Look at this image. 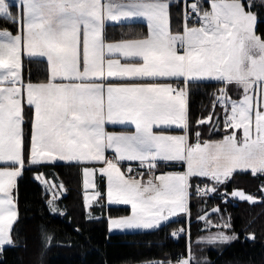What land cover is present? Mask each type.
I'll return each instance as SVG.
<instances>
[{
	"label": "snow or ice",
	"instance_id": "1",
	"mask_svg": "<svg viewBox=\"0 0 264 264\" xmlns=\"http://www.w3.org/2000/svg\"><path fill=\"white\" fill-rule=\"evenodd\" d=\"M173 4L182 11L178 30ZM253 7L251 0H0V19L16 27L0 30V252L14 245L17 179L33 166L84 165V186L92 189L97 172L106 176L108 201L131 206L130 215L109 218L110 230L159 229L172 217L190 215L193 188L197 195L218 193L237 170L264 176V36L257 34ZM139 18L146 33L129 28L118 41L108 37L107 24L132 25ZM25 56L46 62L45 80L25 81ZM205 81L221 87L193 128L191 87ZM108 125H134V131L108 132ZM203 125L227 131L220 140H203ZM125 161H138L147 180L143 171L140 178L130 175V166L122 171ZM161 164L184 170L157 175ZM193 178L212 186L201 188ZM229 195L255 202L241 190L222 199ZM100 196L99 190L86 194V204ZM48 205L60 211L55 198ZM200 219L211 224L207 215ZM222 220L216 227L230 230L231 218ZM41 232L50 246L52 236L44 226ZM206 239L224 243L237 236L221 230ZM178 264H198L190 246Z\"/></svg>",
	"mask_w": 264,
	"mask_h": 264
},
{
	"label": "trees",
	"instance_id": "2",
	"mask_svg": "<svg viewBox=\"0 0 264 264\" xmlns=\"http://www.w3.org/2000/svg\"><path fill=\"white\" fill-rule=\"evenodd\" d=\"M251 2L254 5L252 10L257 14V34L264 36V4H261V0ZM172 13L173 30H178L182 19L180 6L173 4ZM0 28L13 32L16 30L15 25L3 19H0ZM129 28L147 32V27L142 22L107 25L106 32L110 39L116 40L121 39ZM47 73L48 65L43 59H23L25 81H43ZM220 87L216 81H205L191 87L189 111L193 128H197L195 121L208 115L214 94ZM215 111L222 115L219 107ZM25 112L24 131L27 142L31 130V112L27 108ZM199 130L203 140L219 139L225 134L222 125L216 132H209L208 125L199 126ZM160 167L182 168L166 164H161ZM38 173L47 176L56 174L63 181L66 191L58 200L64 211L63 215L50 211L49 193L38 182ZM82 181V165L48 163L43 167L33 166L23 172L17 179L18 218L13 225L14 245L6 246L0 252V264H148L158 261L176 264V259L186 254V246L192 247L193 240L201 229V221L196 218L216 206L221 209V214L231 218L230 231L236 234L237 239L219 247H208L204 250V256H198V264H264V176L254 175L250 171H237L226 186L219 188L218 193H209L207 196L195 194L193 188L188 219L180 216L159 229L137 232L109 231V218L128 214V206L99 203L92 208L98 217H88L83 201ZM200 182L206 180L193 179L194 185ZM100 183L104 193V180ZM207 185L211 186V183ZM235 188L257 197L259 201H242L230 196L226 201L222 199L223 191L230 193ZM220 213H214L217 214L215 219L219 220ZM187 221L190 234L174 237L172 232L179 227L185 228ZM42 226L52 236L50 246H46L42 238Z\"/></svg>",
	"mask_w": 264,
	"mask_h": 264
},
{
	"label": "rangeland",
	"instance_id": "3",
	"mask_svg": "<svg viewBox=\"0 0 264 264\" xmlns=\"http://www.w3.org/2000/svg\"><path fill=\"white\" fill-rule=\"evenodd\" d=\"M253 12H254V14L257 16L256 12H255V11H253ZM232 98H233V99L238 98V93L233 92V93H232ZM226 131H227V130L223 131V133H225ZM237 134H238V135L241 134L239 130H238ZM208 140H210V139H208ZM166 172H168V171H166ZM161 173H162V172H158L157 175H159V174H161ZM36 176H37V174H36ZM105 179H106V196H105V200L108 201V199H107V178H106V176H105ZM37 180H38V182L41 184V186H43V188H44L47 192H49V199H48V201L51 200V199H53V198H55V203H56L57 207L60 209V211H59V212H56V213H54V214H56V215H63V214H64V211H63V209L59 206V203H58V199H59V197H60L62 194H64L65 191H66V187H65L63 181L60 179V177H59V179H47L44 175H42L41 179H37ZM45 181H47V184L45 183ZM94 181H95L96 186H97L96 189L85 188V186H84V177H83V189H84V200H83V201H84V205H85V203H86V199H85V198H86V194H87V195H91V194H92L94 191H96V190H99V191L101 192V194H103V191L101 190V183H100L101 181H100V179H97V178L94 176ZM60 184H63V188L58 187V185H60ZM48 185H52L53 187L50 188ZM209 187H211V186H209ZM234 190H241V191H244V190H242V189H240V188H235ZM234 190H233V191H234ZM244 192H245V191H244ZM224 193H225V192L223 191V194H224ZM230 193H231V192H230ZM245 193H246V194H249V193H247V192H245ZM250 195H251V194H250ZM254 197H255V196H254ZM231 198H234V197H231ZM236 198L239 199L238 197H236ZM97 199H99V197H98ZM97 201H98V200L93 201L92 204H99ZM255 201H259V199H258L257 197H255ZM107 204H108V205H118V206H128V207L130 208V212H129L128 214H124V215H120V216H127V215H130V214H131V206H130V205L115 204V203H111V202H109V201H108ZM48 206H49V205H48ZM216 208H217V206L211 208L210 210L206 211L205 213L202 212V213L199 215V217L196 218L197 220L201 221V225H202L200 231L197 232L198 234H197V236L195 237V239L193 240L192 247H190V252L192 251V252H191V255L194 256V258H195L196 261H197L198 256H201V255L204 256V250L207 249L208 247H219V245H222V244L228 243V242L221 243V242H219V241H217V242H215V243H210V242H208V240L206 239L207 237H209L210 235H212V234H214V233H216V232H218V231H221V230L226 231L227 234H229V235L232 234L231 231L228 230V229H222V228L216 227V225H221V224L223 223L222 218H223V219H227V218L229 217V216H226V217H225V215L221 214L220 212H216V211H214V209H216ZM49 209H50V208H49ZM52 213H53V212H52ZM214 213H220V215L218 216V217H219V220L215 219V216H217V214H214ZM205 215H207V218H208L209 221H211V224L206 225L205 221L202 220V219H200V217H203V216H205ZM87 216H88V217H95V216H98V215L95 214V213H93V211H92V212L89 211V212L87 213ZM120 216H116V217H120ZM180 216H185L187 219L189 218V215H188V214H180V215H178V216H176V217H172V218H170V220L176 219V218H178V217H180ZM113 218H115V217H113ZM108 228H109V231H110V232H137V231H149V230H153V229L110 230L109 221H108ZM180 228H183V227H179L178 229H180ZM184 229H186L187 231H186L185 233H181V234H186V235L190 234L189 221H187L186 226H185ZM181 234H180V235H181ZM229 242H230V241H229ZM159 262H160V261H159ZM148 264H153V262H150V263H148ZM172 264H173V263H172Z\"/></svg>",
	"mask_w": 264,
	"mask_h": 264
},
{
	"label": "crops",
	"instance_id": "4",
	"mask_svg": "<svg viewBox=\"0 0 264 264\" xmlns=\"http://www.w3.org/2000/svg\"><path fill=\"white\" fill-rule=\"evenodd\" d=\"M16 2L17 3H19V0H16ZM138 22H142V23H145V25H146V21H144L142 18H139L138 19ZM121 23L120 22H111V23H109V24H107V25H120ZM106 25V26H107ZM146 27H147V25H146ZM0 30H3L2 28H0ZM15 32V31H14ZM111 40H113V41H118V40H120V39H111ZM24 58H27V56H25ZM23 58V59H24ZM35 83V82H34ZM106 130L108 131V132H116V133H120V132H125V131H127V132H132V131H134V125H131V126H128V127H122V126H119V125H117V126H112V125H108V126H106ZM175 134H179V129H177V131H176V133ZM223 138V136L221 137V138H219V139H211V140H220V139H222ZM105 155L107 156V157H109V158H111L112 157V155H113V150H111V149H109V150H107L106 151V153H105ZM55 163H67V162H55ZM126 163H128V161H125V162H122L121 164H120V167H121V170L122 171H126L127 170V168H126ZM0 166H4L3 164H0ZM83 166L84 165H82V176L84 177V174H83ZM89 166H91V165H89ZM100 166H102V165H100V164H97L96 165V167L97 168H99ZM161 165H159L158 166V168H159V170L157 171V173L158 172H166V171H183L184 170V168L182 167V168H175V169H162L161 167H160ZM237 171H242V170H237ZM247 171H250V170H247ZM243 172H246V171H243ZM156 173V174H157ZM38 174H43V173H38ZM47 179H59V177L56 175V174H51L50 176H47V175H45V174H43ZM95 177L97 178V179H100V181L103 179L104 180V183H105V191H104V193L103 194H101V196L99 197V199H97L98 201V203H100V204H106V205H108L107 203H108V201L107 200H105V196H106V179H105V177H102L101 176V174H99V172H97L96 174H95ZM194 179V178H193ZM199 179H204V180H206V182L207 183H211L207 178H199ZM211 186H212V184H211ZM43 187V186H42ZM82 188H83V181H82ZM45 190V189H44ZM46 191V190H45ZM47 192V191H46ZM49 193V192H48ZM65 194V193H64ZM64 194H62L61 196H63ZM60 196V197H61ZM230 196V195H229ZM59 197V198H60ZM231 197V196H230ZM83 198H84V189H83ZM59 200V199H58ZM94 205H98V204H91V206L89 207L86 203H85V209H86V213H88L89 211H91L92 212V208H93V206ZM95 217H98V216H95ZM91 218H94V217H91Z\"/></svg>",
	"mask_w": 264,
	"mask_h": 264
},
{
	"label": "built area",
	"instance_id": "5",
	"mask_svg": "<svg viewBox=\"0 0 264 264\" xmlns=\"http://www.w3.org/2000/svg\"><path fill=\"white\" fill-rule=\"evenodd\" d=\"M126 166H127V168L130 166V167L133 169V172L130 173V175H134V176H137V178H140V177L137 175V173L143 171V172H144V177H143V179H144L145 181L147 180L148 173H147L146 169L139 167V162H138V161H137V162H128ZM198 185H199L201 188H203V187L205 186L204 183H201V184H198ZM181 257H182V256H179V257L176 259V263H177V264H178V261H179V259H180Z\"/></svg>",
	"mask_w": 264,
	"mask_h": 264
}]
</instances>
